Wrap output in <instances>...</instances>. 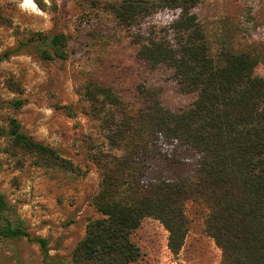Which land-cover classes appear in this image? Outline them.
<instances>
[{"label":"rangeland","instance_id":"374dc122","mask_svg":"<svg viewBox=\"0 0 264 264\" xmlns=\"http://www.w3.org/2000/svg\"><path fill=\"white\" fill-rule=\"evenodd\" d=\"M26 1L0 0V194L11 209L9 220L32 239H46L49 255L59 264H70L86 223L99 217L92 198L100 189L102 169L93 159L121 153L109 149L106 135L114 127L91 116L84 87H109L133 112L148 104L140 91L157 92L161 106L174 112L188 108L197 94L179 90L173 69L159 65L149 70L136 56L137 35L164 37L176 46L170 28L175 14L157 11L126 29L112 13L120 0ZM195 14L213 52L225 44L258 54L254 74L264 79V0H199ZM38 33L63 34L66 58L44 60ZM10 119L18 121L31 140L70 159L79 171L35 165L32 156L14 148L6 137ZM173 154L165 160L158 152L150 175L166 181L194 179L196 152ZM185 212L188 231L176 255L167 248L161 223L142 220L131 235L141 250L139 264H220L221 252L204 231L203 206L187 202ZM0 264L44 262L37 243L0 237Z\"/></svg>","mask_w":264,"mask_h":264},{"label":"trees","instance_id":"16d2710c","mask_svg":"<svg viewBox=\"0 0 264 264\" xmlns=\"http://www.w3.org/2000/svg\"><path fill=\"white\" fill-rule=\"evenodd\" d=\"M198 2L120 0L112 7L126 29L157 11L175 14L170 28L176 46L164 37L137 35L136 56L149 70L159 65L173 69L179 90L197 97L174 112L161 106L157 92L140 91L148 104L133 112L109 87H84L91 116L114 127L106 135L109 149L121 153L93 159L102 169L100 189L92 198L99 217L86 223L70 264H139L141 250L131 235L145 218L161 223L168 250L178 254L188 231L187 202L205 209L204 231L221 252L220 264H264V79L254 74L260 57L225 44L213 52L195 14ZM36 40L44 60L66 58L63 34L38 33ZM6 137L32 156L35 165L79 171L53 148L31 140L15 119H10ZM185 149L198 155L194 179L166 181L150 175L158 152L169 160L173 152ZM10 212L0 194V237H25L38 244L44 264H59L49 255L47 240L32 239L9 220Z\"/></svg>","mask_w":264,"mask_h":264},{"label":"bare ground","instance_id":"6f19581e","mask_svg":"<svg viewBox=\"0 0 264 264\" xmlns=\"http://www.w3.org/2000/svg\"><path fill=\"white\" fill-rule=\"evenodd\" d=\"M27 1H28V0H27ZM27 1H26V2H27ZM30 4L32 5V3H30Z\"/></svg>","mask_w":264,"mask_h":264}]
</instances>
